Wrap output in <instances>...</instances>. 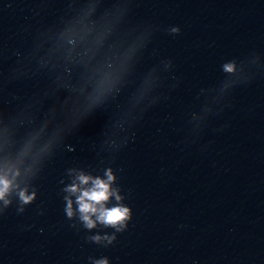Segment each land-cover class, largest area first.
Returning a JSON list of instances; mask_svg holds the SVG:
<instances>
[{"label": "water", "instance_id": "obj_1", "mask_svg": "<svg viewBox=\"0 0 264 264\" xmlns=\"http://www.w3.org/2000/svg\"><path fill=\"white\" fill-rule=\"evenodd\" d=\"M85 16L110 30L95 62L124 71L82 114L89 64L66 44L47 61ZM37 133L17 178L36 199L0 201V264H264V0H0V160ZM108 169L123 231L87 228L75 196L66 213L73 170Z\"/></svg>", "mask_w": 264, "mask_h": 264}, {"label": "clouds", "instance_id": "obj_2", "mask_svg": "<svg viewBox=\"0 0 264 264\" xmlns=\"http://www.w3.org/2000/svg\"><path fill=\"white\" fill-rule=\"evenodd\" d=\"M173 32L178 33L179 28H173ZM110 34V30L103 25L90 21L87 16L76 21L71 27L66 29L62 34V45H58L50 53L48 61L51 57L59 54L61 48L66 44L68 47L63 55L69 62L79 61L89 64V74L86 79L83 92H90L84 97V101L80 104V112L87 114L94 107L103 102V100L113 92L117 85L121 82L124 63L121 57L115 53L104 59L97 61V57L101 55L105 42ZM79 45H86L85 50L81 53L78 50ZM226 72H235L236 65L234 63L224 66ZM40 133H37L24 147L20 154V160L16 164H12L6 160H0V201L3 206L11 203L9 197L14 191H17L22 204H30L36 199V192L29 193L27 187L21 189L17 178L22 175L19 165L23 163V158L32 153L36 147V141L39 139ZM51 144L45 145L40 151L41 153L48 151ZM2 150V146H0ZM28 173L33 171L32 168L26 170ZM73 183L69 185L65 191L70 195L65 197L67 200L66 213L69 218L76 214L73 208L72 196H75V203L78 205L79 218L89 229L95 228L97 223L106 226H112L117 231H123L127 227V222L132 218V209L120 204L114 207H107V202L112 197L117 201H121L123 197L119 194V190L113 188L116 176L112 169H108L105 177H94L84 172H76L73 170ZM23 211V208L20 209ZM97 242L102 239L111 243L115 237H93ZM97 264H108L107 260L98 261Z\"/></svg>", "mask_w": 264, "mask_h": 264}]
</instances>
